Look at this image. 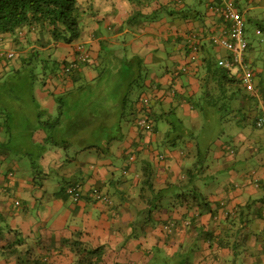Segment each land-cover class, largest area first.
Returning a JSON list of instances; mask_svg holds the SVG:
<instances>
[{"label":"crops","instance_id":"1","mask_svg":"<svg viewBox=\"0 0 264 264\" xmlns=\"http://www.w3.org/2000/svg\"><path fill=\"white\" fill-rule=\"evenodd\" d=\"M219 2L81 0L86 23L83 38L71 45L55 43L48 53L60 63L73 61L82 44L89 50L94 64L85 72L88 81L98 79L100 70L95 68L101 69L104 64L109 66L111 76L116 69L115 82L131 75L127 74L126 65L139 62L145 65L149 70L145 88L132 96L136 108L143 104L139 102L141 96L154 103L159 119L157 131L139 139L131 121L124 126L123 139L112 145L109 155H102L96 149H80L79 152L71 149L70 156L61 147L47 148L40 160L44 175L39 185L33 179L28 161H18L15 155L0 150V213L11 230L3 234L5 241H0V253H10L5 247L10 245L11 250L15 235L20 232L25 239L21 250L54 264H71L72 249L80 244L91 250L102 248L101 253H105L102 264H217L208 249L217 248L201 239L198 229L191 227L186 208L170 213L158 211L152 219L147 210L152 191L146 180L150 179L155 193L170 184L180 185L185 174L198 162L196 146L200 143L205 166L199 186L209 198L211 212L197 219L195 224L215 235H222L221 230L228 233L231 227L242 232L245 227L246 231L241 234L248 245L238 251L234 250L235 246L217 249L218 262L230 264L235 253H240L236 264H264V127L256 126L257 120L264 118V0H235L247 25L253 22L256 26L255 36L251 38L248 29L246 34L250 45L247 60L255 70L258 93L253 95L242 88L239 92L235 88L232 91L236 95L227 110H223L224 102L210 105L208 99L211 97L204 95L206 80L213 82L210 88L216 84V80L208 77L206 64L219 63L229 57L226 50L211 41L213 35L223 30L221 18L213 12ZM195 35H198L196 40ZM12 42L11 39L0 41L1 54H16L8 63L6 57L0 55V73L16 71L22 63L18 55L23 51L19 53ZM196 42L203 44V53L198 56L192 52L189 57L187 45L190 47ZM31 48H27V53ZM186 66L199 69L177 77ZM26 79L32 84L29 75ZM170 85L174 87V96L161 102ZM227 85L224 86L226 91ZM13 86L14 82L10 87ZM217 87L224 95L223 89ZM47 89L34 87L33 95L31 91L26 99L17 92L26 102L21 109L28 111L25 121L16 117L17 128L26 131L21 141L27 150L32 151V142L44 143L46 137L42 131L32 137L35 128L30 125H36L32 114L37 113L39 106L48 108L53 114L56 111L55 98ZM218 90L212 92L215 94ZM1 98L13 100L10 95ZM194 103L205 106V117ZM178 120L183 124H178ZM176 121L184 131V138L174 147L171 142L178 134L168 136V133L169 124ZM99 129L98 123L96 130ZM200 131L202 133L197 136ZM77 143L98 144L99 138L80 136ZM132 149H137L138 155L130 167L124 152L132 153ZM65 154L67 161L75 166V173L61 177L58 170L66 162ZM10 170L15 177L8 182L6 177ZM76 182L82 183L84 193L77 203L66 194L67 187ZM97 190L109 195L112 204L92 202V193ZM17 200L23 205L21 209L15 206ZM228 212L233 215V222L226 221ZM214 213L219 219L214 218ZM170 220L176 227L172 235H168L163 226ZM235 237L237 235L230 241L236 244ZM199 247L203 248L201 253L196 252ZM7 256L1 254L0 264H15L13 258Z\"/></svg>","mask_w":264,"mask_h":264},{"label":"trees","instance_id":"2","mask_svg":"<svg viewBox=\"0 0 264 264\" xmlns=\"http://www.w3.org/2000/svg\"><path fill=\"white\" fill-rule=\"evenodd\" d=\"M80 3L81 0H0V41L4 43V41L11 39L12 43L17 47L16 50L19 53L23 51L18 55V57H21L22 63L19 67H16V71L10 70L0 73V134L2 135L0 150H3L7 154L15 155L14 157L18 161L22 159L28 161L34 174L33 179L36 185H39L40 180L43 179L44 172H41L43 168L40 160L43 158L42 156L45 154L47 148L61 147L66 151L67 149H74V147L77 148L79 146L78 149H96L102 155H109L112 145L123 139L124 126L131 121H133L136 127L139 139H142L145 134H155L157 131L159 119L157 118L154 103L147 99L145 100L141 96L139 102H143V104L141 103V107L136 108L132 96L135 88H141V90L145 88V82L149 77V70L145 65L143 66L140 62L138 65L135 63L126 65L125 70L129 68V74L131 75L126 76L120 82H115L113 81L115 77L109 75V66L104 64V67L101 69L98 66L95 68L97 71L100 70L98 79L88 81L85 77V72L91 70L94 64L91 63V56L88 54L89 50L82 44H80V52H78L73 61L65 60L60 63L54 61L51 54L48 53L55 43L62 42L71 45L80 42L83 38L86 32V23L83 18L84 9ZM34 36L36 39H33ZM28 46L32 48L27 53ZM196 46L198 47L197 54L201 56L204 46L201 42ZM193 51V46L189 47L187 45L189 57ZM0 55L6 57L5 61L7 63L16 58V54H14V57H9L7 53H0ZM197 69L199 67L193 69L188 67L186 71L180 70V73L176 76L180 77L181 75L192 74ZM206 70L208 77L216 80V84L213 88H210L213 82L209 79L206 80L204 95L206 97H213L214 93L212 91L218 90L217 85H219L220 89H223V92H225L224 99L222 100L224 102L223 110H227V106H229L236 95L233 92L236 90L235 88H238L239 92L242 89L245 90L242 87L241 70L236 67L228 70L220 66L219 63L214 62L206 64ZM22 71L25 75L22 74ZM13 75L17 76V80L20 75H29L32 83L29 84L32 88V95L34 87L46 89L48 87L47 91L55 98L56 111L54 114L48 108L43 109L40 106L37 113L35 115L32 114V120H36L35 126L30 125L32 128H35L32 130V137L37 131H42L46 136L44 143L32 142V151L27 150L26 145L21 141L24 137L23 133L26 131L17 128L16 125V117H26L28 111L26 112L20 108L19 112H15V117L12 118V108L19 100L22 103L24 102L21 96L17 95L18 93L13 88H10L11 83L15 82L12 80ZM226 85L228 86L227 91L224 87ZM50 86L53 87L51 88ZM170 89H165L166 92L161 98V102L166 101L168 97L174 96L175 91L172 85H170ZM230 91L233 94H227ZM109 94H113L114 96L112 97ZM4 95H10L13 100L1 98ZM204 101H206L205 98ZM24 103L26 104V102ZM33 104L34 99L32 96V111ZM2 105L5 107L4 109H2ZM195 106L200 109L205 117V113H207L205 106L203 104L200 106L199 103L195 105L194 103ZM141 120L146 121L147 127L140 126ZM178 121L183 124L182 121ZM98 123L100 129L96 130ZM172 125L175 127L173 129L174 132L168 133V136L171 133L178 134L171 142V145L176 147L179 141L184 138L182 136L184 131L180 130L177 121L176 123H172ZM80 136H94L95 139L99 138V143L89 145L78 144L77 141ZM197 144L198 162L185 174L184 180L180 185L170 184L155 193L150 179L146 180V184L152 191L147 203L149 219H152L153 215L158 211L167 210L170 213L176 209L186 208L188 211L187 216L191 217L190 224L192 226H190L194 227V230L198 229L201 239L212 243L218 250L230 248L231 246L234 248L235 246L234 250L237 249L236 251H238V248L248 245L247 240L241 234L246 231L243 230L245 227L242 229V232L231 227V231H228V233H223L225 231L221 230L222 235H215L214 232L204 231V227L195 224L197 219L211 212L209 198L202 193L199 186L204 173L205 162L201 160L202 147L200 143ZM124 155L127 156L128 166L132 167L135 158H137L138 150L132 149V153H128L125 150ZM133 157L134 161H131ZM10 172V175L8 173V177H6L8 182L15 177V173L11 170ZM77 183L79 182L70 184L66 189V194L75 203L84 197L83 189L77 201L68 193L69 187ZM91 201L95 203L101 201L107 205L112 204L109 195L101 193L100 190L92 193ZM15 206L18 209L23 207L19 200L16 201ZM215 215L217 214L214 213V218L219 219V216ZM225 216L226 221H234V217H232L233 215L230 212ZM5 222V217L0 213V241L2 242L5 241L3 238L4 232L11 231ZM172 223L173 220H170L163 225L168 235L174 234V228L176 227ZM240 234L242 237L240 236L241 239H238ZM234 235H237L235 238L236 240L238 239L236 244L230 241ZM24 243L25 239L21 237L20 232L19 234L17 233L11 245L12 249L10 250V245L4 246L5 251L9 250L10 253H0V256L1 254H7V258H13L12 260L15 261V264H54L48 261V259L21 250ZM91 249L85 244H80L78 248L72 249L73 260L71 264H102L105 257V253H101L102 248ZM208 249L211 251L213 261L220 264L218 262L219 253H216L217 249L213 250V246ZM202 250L203 248L199 247L196 252L201 253ZM239 258L240 253H235L230 264H236ZM191 264L194 263L192 262Z\"/></svg>","mask_w":264,"mask_h":264},{"label":"built area","instance_id":"3","mask_svg":"<svg viewBox=\"0 0 264 264\" xmlns=\"http://www.w3.org/2000/svg\"><path fill=\"white\" fill-rule=\"evenodd\" d=\"M213 12L221 18L223 30L221 34L213 35L211 41L215 46L229 53V57L221 59L219 65L228 70H232L235 67L239 68L242 73L241 79L245 91L253 95L257 94L258 89L254 82L255 73L247 60V53L250 45L246 34L247 24L244 14H242L236 6L235 0H220V2L213 7ZM194 38L196 40L198 35H195ZM198 43L199 42L192 44L194 55L198 52V47L196 46ZM7 55L9 57L15 56L13 52H8ZM83 60L85 59L83 58ZM186 68L187 66L184 68L185 71ZM139 124L141 127H147L145 120H141ZM263 126L264 118L258 119L257 127L262 128ZM131 161H134V157L131 158ZM82 189V183H77L69 187L68 193L77 201L81 196Z\"/></svg>","mask_w":264,"mask_h":264},{"label":"rangeland","instance_id":"4","mask_svg":"<svg viewBox=\"0 0 264 264\" xmlns=\"http://www.w3.org/2000/svg\"><path fill=\"white\" fill-rule=\"evenodd\" d=\"M256 15H258V14H256ZM255 23H250V24H248L247 25V29H248V31L250 32V36H251V38L253 37V35L255 36L256 35V29H255ZM258 37V36H257ZM28 47H30V46H28ZM17 63H19L18 61H17ZM129 69V68H128ZM126 70V72H128V73H130V71L129 70ZM114 70V72H113V77H116V72H115V70L116 69H113ZM22 74H24V72L22 71ZM25 75V74H24ZM24 75H20V77H19V79L17 80V76H12V80L13 81H15L14 82V87H10V88H13V90L15 91V92H18V93H21L22 95L21 96H23L24 97V99H26V95L28 94V95H30V93H31V91H32V89H31V86L29 85V83H28V81H27V79H26V76H24ZM114 79V78H113ZM139 90H141V88H135V91L137 92V91H139ZM134 91V92H135ZM134 95V94H133ZM224 99V95L220 92V90H218L214 95H213V97H211L210 99H208V102L210 103V105L211 104H217V105H219V104H221L222 103V100ZM21 106H22V101L21 100H19L18 102H17V104L12 108V118H14L15 117V112H19V110H20V108H21ZM21 119L22 120H26V118H25V116H22L21 117ZM178 124H179V122H178ZM190 124V123H189ZM189 124H187V125H189ZM169 126L171 127V129H170V131L169 132H174V128L175 127H173V125H172V123H170L169 124ZM264 127V126H263ZM262 127V128H263ZM202 133V131H200V132H198L197 133V136L198 135H200ZM188 138V137H187ZM189 139H192L191 137H189ZM193 140V139H192ZM79 148V146H77V148L76 147H74V150H77V152H79L80 151V149H78ZM67 151V153H69L70 154V156H72L71 154H73V152H72V150H71V148L70 149H67L66 150ZM86 158V157H85ZM84 158V159H85ZM67 155L65 154V160H66V162H63V164L61 165V167L59 168V174H60V176L62 177L63 175H65V174H67V175H69V174H73V173H75V166H73V163L71 164V162L70 161H67ZM81 159V157H79V160ZM210 161H211V159H209ZM82 162H83V160H82ZM84 162H87V160L85 161L84 160ZM213 163V162H212ZM54 180H55V176H54ZM53 183V181H51V184ZM52 197L50 196V199H51Z\"/></svg>","mask_w":264,"mask_h":264},{"label":"clouds","instance_id":"5","mask_svg":"<svg viewBox=\"0 0 264 264\" xmlns=\"http://www.w3.org/2000/svg\"><path fill=\"white\" fill-rule=\"evenodd\" d=\"M236 3V2H235ZM246 24H247V22H246ZM246 31H247V26H246Z\"/></svg>","mask_w":264,"mask_h":264}]
</instances>
